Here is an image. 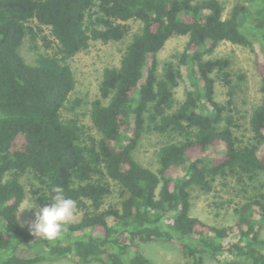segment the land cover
Wrapping results in <instances>:
<instances>
[{"label":"trees","instance_id":"trees-1","mask_svg":"<svg viewBox=\"0 0 264 264\" xmlns=\"http://www.w3.org/2000/svg\"><path fill=\"white\" fill-rule=\"evenodd\" d=\"M255 3L238 1L224 15L220 0H0V264H154L140 244L155 241L177 242L183 264L219 256L264 264V61L260 100L246 120L230 60L207 57L222 42L252 48L250 35L264 53V4ZM129 35L118 65L103 69L92 128L77 114L65 117L76 87L71 59L92 41ZM174 36L186 44L160 66L158 53ZM25 42L33 62L21 54ZM183 67L189 85L179 100ZM147 131L167 138L155 170L134 156ZM25 176L37 205L51 201L36 186H59L77 201L78 220L54 242L17 220ZM220 179L241 194L233 226L191 214L192 192L209 193Z\"/></svg>","mask_w":264,"mask_h":264},{"label":"rangeland","instance_id":"rangeland-1","mask_svg":"<svg viewBox=\"0 0 264 264\" xmlns=\"http://www.w3.org/2000/svg\"><path fill=\"white\" fill-rule=\"evenodd\" d=\"M224 6V15H227L233 5L238 1H244L246 5H252L255 2L251 0H220ZM257 5L264 4V0H257ZM253 8V6H251ZM131 33L137 32L139 25L132 22ZM252 48L233 44L230 42L220 43L214 52L207 57H226L230 60L231 71L234 75V83L236 87L234 100L241 110L246 113V120L250 115L253 107L260 100V73L257 68V62L264 61V53L260 42L254 39L252 35ZM130 35L121 42L102 43L100 41H92L88 49L79 52L71 59V67L76 78V87L70 95L69 107L73 110L64 111V116L70 114L78 115L79 120L88 127L92 128V123L89 118L90 102L98 96V85L102 77L103 69L106 66L118 65L120 58V50L124 48L129 41ZM187 41L185 36H174L167 41L165 46L158 53V61L161 66L164 62L175 59V55L182 52ZM21 54L28 62H33L35 52L31 49L28 42H25L21 47ZM183 81L176 89V97L179 100L183 99L186 86L189 85L187 70L182 68ZM243 78L240 79L239 76ZM216 98L219 101L226 99L225 89L219 82L215 85ZM79 102L76 104L74 100ZM74 103V104H72ZM246 120L244 126H247ZM95 132L94 128L92 129ZM166 136L160 135L153 131L143 133L139 140L134 156L136 160L143 166L155 170L157 166L156 153L158 148L165 142ZM260 154H264V144L261 146ZM26 188V198L31 197L29 193L30 182L32 178L25 176L22 178ZM222 179L214 182V190L209 193L201 191H193L191 194V214L200 218L205 223L215 226H233L236 222V214L233 209L236 203L241 199V194L236 190V185L231 180H227L224 185ZM238 189V188H237ZM115 201V199H111ZM40 206V205H38ZM43 207V206H40ZM79 215H75L73 221L78 220ZM34 219L33 211L24 210L17 213L18 222L28 228V224ZM235 232H233L232 236ZM264 237V227L262 230ZM140 249L151 259L154 264H183V254L177 242H149L141 243ZM207 264H228V256H219L217 258H206ZM36 264H78L72 259H63L60 261H41ZM92 264H101L98 262Z\"/></svg>","mask_w":264,"mask_h":264},{"label":"clouds","instance_id":"clouds-1","mask_svg":"<svg viewBox=\"0 0 264 264\" xmlns=\"http://www.w3.org/2000/svg\"><path fill=\"white\" fill-rule=\"evenodd\" d=\"M34 188L42 189L44 199L51 203L40 207L31 196L19 205L17 213L33 211L34 219L28 224L29 231L37 238L54 242L62 237L66 226L73 221L77 201L66 196L59 186H52L50 189L40 186Z\"/></svg>","mask_w":264,"mask_h":264}]
</instances>
